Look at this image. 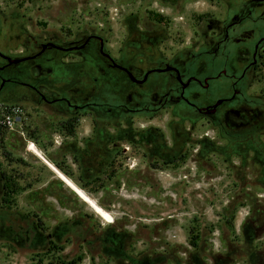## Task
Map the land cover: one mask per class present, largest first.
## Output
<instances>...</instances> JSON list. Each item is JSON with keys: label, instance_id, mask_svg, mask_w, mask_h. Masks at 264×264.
Wrapping results in <instances>:
<instances>
[{"label": "rangeland", "instance_id": "obj_1", "mask_svg": "<svg viewBox=\"0 0 264 264\" xmlns=\"http://www.w3.org/2000/svg\"><path fill=\"white\" fill-rule=\"evenodd\" d=\"M240 1L0 0V49L15 55L36 41L66 44L97 35L112 57L125 49L145 68L142 56L204 48ZM98 48L92 39L63 56L70 72L84 74L79 92L91 107L70 124L93 125L97 113L106 112L99 132L93 125L81 141L76 167L63 171L114 222H105L55 175L48 181L46 169L24 151L21 133L29 137L34 129L29 117L42 114L36 124L46 125L61 118L58 125L68 118L64 104L38 107L26 89L7 85L13 92L0 109L19 107L24 121L14 130L3 126L0 264H264V133L234 144L205 120H188L183 104L111 117L131 82L123 75L118 82L99 78L91 63ZM215 62L200 74L191 59L188 72L215 77L225 68ZM154 76L160 80L153 74L148 83ZM229 83L212 79L208 91L196 84L190 90L204 107L218 93L230 96ZM249 92L264 99V63Z\"/></svg>", "mask_w": 264, "mask_h": 264}, {"label": "flooded vegetation", "instance_id": "obj_2", "mask_svg": "<svg viewBox=\"0 0 264 264\" xmlns=\"http://www.w3.org/2000/svg\"><path fill=\"white\" fill-rule=\"evenodd\" d=\"M230 17L224 22L220 33L195 54L183 50L167 58L162 54L152 53L148 57H141L145 60V68L138 63V58L128 54L125 49L118 58L112 57L105 49V42L97 35L66 44L36 41L29 50L15 55H9L0 49V105L3 104L1 99L11 96L13 91H6L5 88L12 85L14 88L26 89L29 100L38 107L43 104H64L62 109L68 115L63 122L65 128L70 120L74 121L80 115L88 114L87 109L91 108L89 102L79 92L85 80L84 74L80 71L76 74L70 72V64L64 61L63 56L83 50L93 39L98 43L99 56L95 57L96 62L91 63L99 78L118 82L116 78L123 75L131 82L123 104L116 111L111 109L108 115L114 118L129 114L143 116L151 109L154 111L157 108L178 107L183 104L188 120H205L207 124L217 127L234 144L247 142L264 133V99L249 92L264 63V0H241ZM141 55L145 54L142 52ZM191 59L200 74L205 73L208 63L214 65L215 61L228 67L229 71L222 68L215 77L200 79L188 72L191 69ZM31 68L36 71L35 75L30 73ZM153 74L159 76L160 80H156L154 76L148 83ZM221 78L230 81V96H220L218 93L212 103L204 107L198 106V91H208L212 79ZM193 84L197 85L198 91L190 90ZM61 93H67L68 96L64 97ZM104 113L106 112L100 110L93 122L98 132L102 127ZM1 121L2 109L0 144L4 130ZM23 121L22 118L21 123ZM124 151L127 152L126 149ZM95 155L98 153L95 152Z\"/></svg>", "mask_w": 264, "mask_h": 264}, {"label": "crops", "instance_id": "obj_3", "mask_svg": "<svg viewBox=\"0 0 264 264\" xmlns=\"http://www.w3.org/2000/svg\"><path fill=\"white\" fill-rule=\"evenodd\" d=\"M41 119L44 120L42 114L40 116L35 115L29 117V121H27V123L28 125H31V127L34 126V129L28 133L30 135L29 137H26L25 133H21L25 142L23 145L24 151H26V153H31L28 151L29 145L34 144L41 156L57 169L59 168L55 164H58L62 170L63 168L76 167V156L80 152L78 147H83L81 141L84 138L91 137L94 129L93 125L90 124L88 120L81 119L79 123L70 131L65 129V126L60 125L63 124L62 122L56 125L61 120V118L57 123H53L47 119L48 125H46L45 121L43 124H36V120L39 121ZM36 126L38 128H36ZM92 141L87 143L93 145ZM31 154L34 155L39 163H41V165L46 169V173L48 175L47 180L49 181L52 175L55 174L51 172L47 165L44 164V162L38 156L33 153ZM23 159L25 160L26 158ZM21 168H23V166H21ZM61 169H59V171L66 175ZM67 177L70 178L75 184H78V181H76L75 178L69 176Z\"/></svg>", "mask_w": 264, "mask_h": 264}, {"label": "bare ground", "instance_id": "obj_4", "mask_svg": "<svg viewBox=\"0 0 264 264\" xmlns=\"http://www.w3.org/2000/svg\"><path fill=\"white\" fill-rule=\"evenodd\" d=\"M31 153L35 154L38 156L47 166L48 168L56 175L57 178L62 180L70 189H72L77 196L83 200L85 203H87L92 210L98 214L105 222L107 223H113L114 218L111 214L103 210L99 205L96 204V202L90 198L85 191H83L79 186H77L70 178H68L66 175H64L59 169L54 167L52 164L47 162L40 154V152L37 150L36 146L34 144L29 145L28 149Z\"/></svg>", "mask_w": 264, "mask_h": 264}, {"label": "built area", "instance_id": "obj_5", "mask_svg": "<svg viewBox=\"0 0 264 264\" xmlns=\"http://www.w3.org/2000/svg\"><path fill=\"white\" fill-rule=\"evenodd\" d=\"M23 111L21 108L11 106L2 110V126L14 130L19 124H21Z\"/></svg>", "mask_w": 264, "mask_h": 264}, {"label": "trees", "instance_id": "obj_6", "mask_svg": "<svg viewBox=\"0 0 264 264\" xmlns=\"http://www.w3.org/2000/svg\"><path fill=\"white\" fill-rule=\"evenodd\" d=\"M68 125H69V127H68ZM68 125H67V129L71 131V130L74 128V126H73L72 124H70V123H69ZM55 165H56L59 169H61V168L58 166V164H55ZM61 170H62V169H61ZM62 171H63V170H62ZM63 172H64V171H63Z\"/></svg>", "mask_w": 264, "mask_h": 264}]
</instances>
